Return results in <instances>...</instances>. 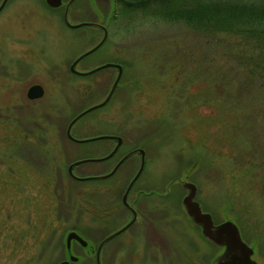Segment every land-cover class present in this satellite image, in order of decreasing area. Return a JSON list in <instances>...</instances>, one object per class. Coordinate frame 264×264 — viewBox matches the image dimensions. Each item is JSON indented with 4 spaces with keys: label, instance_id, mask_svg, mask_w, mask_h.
Listing matches in <instances>:
<instances>
[{
    "label": "rangeland",
    "instance_id": "1",
    "mask_svg": "<svg viewBox=\"0 0 264 264\" xmlns=\"http://www.w3.org/2000/svg\"><path fill=\"white\" fill-rule=\"evenodd\" d=\"M65 1L51 7L45 0H8L0 12V264H54L68 256L72 229L88 241L71 244L78 264H96V243L132 217L121 194L138 153L111 175L95 176L136 147L145 150L127 197L136 218L105 242L102 264L213 263L224 248L187 213L184 180L196 184L194 198L215 222L238 225L253 259L264 264V79L237 62L230 49L238 38L211 35L183 15L112 18L111 0H75L70 21L107 26L104 42L77 67L112 60L123 72L110 100L80 116L71 134H118L122 142L113 157L78 163L70 175L71 161L113 146L112 138L72 140L66 126L106 95L116 68L86 75L69 69L102 30L68 26ZM33 83L44 93L29 99Z\"/></svg>",
    "mask_w": 264,
    "mask_h": 264
},
{
    "label": "water",
    "instance_id": "2",
    "mask_svg": "<svg viewBox=\"0 0 264 264\" xmlns=\"http://www.w3.org/2000/svg\"><path fill=\"white\" fill-rule=\"evenodd\" d=\"M5 1L6 0L2 1L0 7L4 4ZM45 1H46L47 5H49L51 7L59 6L62 2V0H45ZM72 1L73 0H68L65 4V8H64V12H63L64 22L68 26H71V27H77V26H81V25H92V26L100 27L103 30V35L92 46L85 49L84 51L79 53L77 56H75L74 59L69 64V69L72 72L77 73V74H81V75H86V74L92 73V72H94V71H96L102 67H106V66H115V67H117L118 70H117V73H116L106 95L100 101L95 102L92 105H89V106L83 108L82 110H80L79 112H77L69 120V122L66 126V134L72 140L74 139V140H78V141H85V140H91V139H97V138H112V139H115L116 142H115L114 146L111 148V150L102 156L82 157V158H78V159L71 161L67 166V170H68V173H70V175H73V166L78 164V163L84 162L86 160L105 159V158L112 156L116 152V150L118 149L119 145L122 142V137L120 135H117V134H105V133L102 134L101 133V134H96V135L83 137V138H75L71 134V127L74 124V122L80 116H82L84 113H86L87 111H89L93 108L104 105L110 100V98L112 97V95L115 91V88L118 85L119 79H120L121 74H122V69H123L121 63H118L115 61H106V62L100 63V64H98V65H96L90 69H87V70H80V69L76 68V63L82 57H84L88 53L92 52L93 50L97 49L104 42V40L107 37V26H106V23H100L98 21H90V20H79L76 22L70 21L68 18V12H69V7H70ZM111 12H112V8H111ZM43 93H44V87L40 83H33V84L29 85L27 90H26V96L29 99H34V98L40 97L43 95ZM135 152H140L141 163H140L137 171L134 173L132 178L129 180V182L126 185V188H125V190L121 196L122 202L127 207H129L131 209L132 217L123 226H121L120 228H118L114 232L108 234L106 237H104L99 242V244L96 248V253H95L97 264H101L100 263V249H101L102 244L105 243L108 239H110L114 235L118 234L119 232H121L122 230L127 228L136 218V211L131 206V204L127 201V195H128V192H129L132 184L134 183L135 179L137 178V176L139 175V173L141 172V170L143 168V165H144V149L142 147H136V148L129 150L128 152L124 153L107 172L101 173V174L95 176L98 178H104V177L111 175L113 172H115L117 167L129 155H131L132 153H135ZM80 178H88V177H80ZM181 183L187 189V193L182 198V202H183L185 209H186L187 213L189 214L190 218L196 224H198L200 226L201 233L207 240L211 241L214 244L221 245L224 247L223 251L218 255V257L211 264H260L255 259H253V257H252L253 249L243 239L238 225L231 219H226V220H221L219 222H215L212 214L209 211L203 210L199 201L194 198V196L196 194V190H197L196 184L192 181H189V180H184ZM73 239L77 240L83 246H85L88 243V241L86 239H84V237H82L76 230H69L66 233V237H65V244H66V249L68 252L70 251L71 241ZM76 259H77V256L73 255V253H70L69 259H64V260L58 262L57 264H70V260H76Z\"/></svg>",
    "mask_w": 264,
    "mask_h": 264
},
{
    "label": "trees",
    "instance_id": "3",
    "mask_svg": "<svg viewBox=\"0 0 264 264\" xmlns=\"http://www.w3.org/2000/svg\"><path fill=\"white\" fill-rule=\"evenodd\" d=\"M112 18L131 12L183 15L209 34H234L232 54L248 75L264 79V0H111ZM236 62V61H235Z\"/></svg>",
    "mask_w": 264,
    "mask_h": 264
},
{
    "label": "flooded vegetation",
    "instance_id": "4",
    "mask_svg": "<svg viewBox=\"0 0 264 264\" xmlns=\"http://www.w3.org/2000/svg\"><path fill=\"white\" fill-rule=\"evenodd\" d=\"M2 1L3 0H0V5H1V3H2ZM7 1L8 0H6L5 2H4V4L0 7V12L3 10V8L5 7V5L7 4ZM68 0H66L65 1V3H64V6H63V12H64V8H65V4H66V2H67ZM74 1L75 0H73L72 1V3H71V5H73V3H74ZM63 3V0H62V2H61V4ZM60 4V5H61ZM71 5H70V7H69V11H70V8H71ZM68 15H69V12H68ZM62 16H63V13H62ZM90 21H95V20H90ZM94 27H96V26H94ZM98 28H100V27H98ZM101 29V28H100ZM102 30V29H101ZM102 35H103V30H102ZM80 61V60H79ZM79 61L76 63V68L77 69H80V70H87V69H90V68H92V67H94V66H96V65H98V64H100V63H103V62H106V61H103V62H100V63H98V64H96V65H94V66H92V67H90V68H78L77 67V64L79 63ZM108 61V60H107ZM109 61H112V60H109ZM115 62H117V61H115ZM118 63H120V62H118ZM122 65V64H121ZM123 66V65H122ZM113 67H115V66H113ZM116 68V73H117V67H115ZM94 72H97V70L96 71H94ZM123 72V71H122ZM75 74H77V73H75ZM78 75H81V74H78ZM99 134H101V133H99ZM103 134V133H102ZM118 135V134H117ZM113 141H114V143H113V146H114V144H115V142H116V140L115 139H113ZM113 146H111V148L113 147ZM120 146V145H119ZM111 148H109V150L108 151H106L105 153H102V154H100V156H102V155H104V154H106L107 152H109L110 150H111ZM118 149H119V147H118ZM118 149L116 150V152L118 151ZM144 149V148H143ZM115 152V153H116ZM114 153V154H115ZM136 153H138V156H139V164H138V167H139V165H140V163H141V154H140V152H136ZM114 154L112 155V156H110V157H113L114 156ZM144 154H145V150H144ZM109 158V157H108ZM105 159H107V158H105ZM115 164V163H114ZM138 167L136 168V170L134 171V173L137 171V169H138ZM143 169V168H142ZM108 171V170H107ZM107 171H105V172H107ZM142 171V170H141ZM105 172H102V173H105ZM141 173V172H140ZM139 173V174H140ZM134 174H132L129 178H128V180H127V184H128V182H129V180L132 178V176H133ZM139 176V175H138ZM137 176V177H138ZM137 179V178H136ZM136 179H135V181H134V183L132 184V186H131V188H130V190L133 188V186L135 185V183H136ZM127 184H125V188H126V185ZM125 188H124V190H125ZM124 190H123V192H124ZM130 190H129V192H130ZM139 190V193L140 192H143V190H142V188H139L138 189ZM187 191V190H186ZM122 192V193H123ZM129 192H128V194H129ZM155 192V191H154ZM144 193H145V191H144ZM148 193V192H147ZM187 193V192H186ZM121 196H122V194H121ZM127 197H128V195H127ZM127 201H128V198H127ZM121 202H122V199H121ZM129 202V201H128ZM134 202V201H133ZM133 202H129L130 204H131V206L135 209V202L133 203ZM123 203V202H122ZM124 204V203H123ZM128 209H129V211L131 212V209L128 207ZM136 210V209H135ZM131 215H132V212H131ZM127 221H125L123 224H121L120 226H118V227H116V228H114V229H112V230H110L108 233H106L97 243H96V245L94 246V249H93V251H94V259H95V263L97 264V261H96V255H95V253H96V248H97V246H98V244H99V242L104 238V237H106L108 234H110V233H112V232H114L115 230H117L118 228H120L121 226H123L125 223H126ZM133 223V222H132ZM131 223V224H132ZM130 224V225H131ZM129 225V226H130ZM72 230H74V229H72ZM69 231V230H68ZM77 232H78V230H76ZM79 233V232H78ZM120 233V232H119ZM115 236V235H114ZM112 238V237H111ZM109 240V239H108ZM73 241H75V243L76 244H78V245H80V246H82V247H85V246H87L88 245V243L85 245V246H83V245H81L77 240H72L71 241V244H72V242ZM105 243H103L102 244V246H101V249H100V263L102 264V260H101V252H102V250H103V245H104ZM224 248V247H223ZM70 253H72V251L70 250L69 251V254H68V256L67 257H65V255H64V257H62L61 259H59L58 261H56L54 264H57L58 262H60V261H62V260H64V259H69V257H70ZM73 255H76L75 253L73 254ZM77 256V259L76 260H70V264H78V262H79V258H80V256L77 254L76 255Z\"/></svg>",
    "mask_w": 264,
    "mask_h": 264
}]
</instances>
